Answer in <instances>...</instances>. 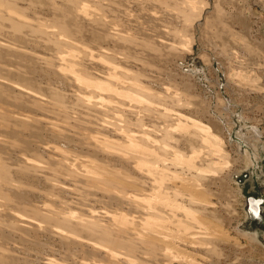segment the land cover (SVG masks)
<instances>
[{
	"label": "rangeland",
	"instance_id": "rangeland-1",
	"mask_svg": "<svg viewBox=\"0 0 264 264\" xmlns=\"http://www.w3.org/2000/svg\"><path fill=\"white\" fill-rule=\"evenodd\" d=\"M64 1L14 0L12 6H15L8 10L12 14L16 8L17 14L21 12L35 25L39 21L38 26L45 31L57 33L54 39L40 34L30 36L26 29L23 33H12L7 21L6 25L0 23V67H3L0 91L11 94V98L0 94V166L9 171L6 179L13 184L5 187L0 180L5 191L0 195V256L4 255L2 250H8L6 264H111L108 250L117 256L116 264H131L126 260L134 264H264V0H195L193 5L189 4L190 9L186 8L183 20L173 18L165 9L153 8L147 0H74L79 10L74 6L77 11L72 9L75 12L68 13V20L72 29L77 30L67 37L60 33L59 27L53 26L56 14L50 6L55 4L60 8ZM205 2L210 5L205 16L198 19L195 11ZM2 8L6 7H1L0 12ZM85 8L87 16L82 11ZM14 13L12 17H18ZM82 16L86 18L83 20ZM107 22L117 26H108ZM168 29H178L185 36L181 38L184 33H180V39L173 37ZM230 30L237 35L232 37ZM118 31L122 37H132L125 42L126 38H121ZM113 33L121 41L114 39ZM154 42L162 50H157ZM147 44L153 45L145 47ZM214 44H219V48H214ZM78 48L83 50L79 53ZM221 48L229 50L232 58L224 55ZM244 48L247 54L242 51ZM70 61L96 81V88H86L74 74L62 72V67L70 65ZM112 74L123 75L125 78H117L126 85L133 83L134 75L141 74L140 85L146 89L131 92L126 86L123 92L130 91L134 101L110 96L104 90L112 83L111 78L115 79L110 77ZM115 81L110 86L120 91L122 85L119 88ZM22 94L30 95L24 98ZM147 105L148 112L143 110ZM2 111L9 113L10 122L3 120ZM144 115L156 117L161 122L155 124L158 129L169 130L175 140L185 133L193 134L196 129L195 149L180 148L184 158L188 157L182 162L177 160L181 165L176 164L177 158L173 159L177 145L171 143L163 148L160 140L148 142L149 146L153 144L152 149L157 146L156 151L164 158L159 157L166 160L164 163L159 158L154 160L159 161L155 165L161 173H168L169 179L166 177L165 181L170 185L166 196L155 189L154 181H149L130 158L135 152L131 155H128L131 151L127 152L129 134L138 139L150 133L149 137L155 139L161 133L159 130L156 133L154 124L142 118ZM138 120L145 125L135 128ZM193 135L196 136L195 132ZM139 139L138 147H134L137 151L146 148ZM125 141L127 148H122ZM117 142L121 145H116ZM188 160L198 168L190 170ZM94 168L98 177L108 178L105 179L108 182L100 179V183L96 176L90 179L86 173L93 174ZM205 171L211 172L209 177L213 179L209 182L203 181L211 179ZM169 173L180 179L169 177ZM10 196L13 199L7 198ZM251 198L260 200L261 215L251 211ZM25 207L26 211L21 210ZM202 207L206 210H201ZM28 209L41 213L52 209L68 217L97 219L106 227L114 226L113 215L135 220L137 226L154 217L161 228L157 232L143 228V236L148 237L144 238L149 243L141 246L138 263L135 250L132 253L130 248H103L96 238L74 234L62 227L63 231ZM56 229L67 237L61 238ZM126 232L123 236L129 238L124 235ZM69 234H74L73 240ZM251 236L256 237L255 242L249 239Z\"/></svg>",
	"mask_w": 264,
	"mask_h": 264
},
{
	"label": "bare ground",
	"instance_id": "bare-ground-1",
	"mask_svg": "<svg viewBox=\"0 0 264 264\" xmlns=\"http://www.w3.org/2000/svg\"><path fill=\"white\" fill-rule=\"evenodd\" d=\"M13 1L14 0H0V5H3V6H5L6 8H2V11L0 12V23L2 24V22H6L7 21V24H10V28H11V30H12V33H14V32H22L23 33V31H24V29H26V30H28L27 32H31V33H27V34H29L30 36L32 35V36H39V34L40 35H45V36H47V37H49L50 39H54V37H56V34H53V33H49L51 30H48V31H45L42 27H40V26H38L39 25V21H37L38 22V25H37V23H36V25H35V23L33 24L31 21H28L27 20V17L25 18L24 16H23V14L20 12V14L21 15H19V14H17L15 11H16V8H14L12 11H14L13 13L14 14H16L18 17H16V15H15V17L16 18H14V17H12V16H14V15H12L11 13L9 14L8 12H10V11H8V10H11L12 8L11 7H14V6H12L13 5ZM33 1V0H32ZM35 1V0H34ZM77 1V0H76ZM129 1V0H128ZM148 1H150L149 3H152L153 4V8H162V10L163 9H165V11L166 12H171V14H173L172 15V17L174 18H176L177 20H179V19H181L182 18V20H183V16H184V14H185V10H186V8H188V9H190V7H191V5H193V4H191V3H194V1L195 0H147V3H148ZM209 1V0H208ZM16 2H18V1H16ZM43 2V1H42ZM65 2V5L64 6H61L60 8L59 7H57V5L55 6V4H53V5H50L51 7H52V10L54 11L53 13H55L56 14V17H55V15L53 16V19H54V23L55 24H53V26L55 25V26H57V27H59V29H60V33L63 35V36H66L67 37V34H71V33H73V32H75V30H77V29H72L73 27H71V22L69 23V21L70 20H68L69 18H68V13L70 14L71 12L74 14V10L72 11V9H75V8H77V4H75L74 5V0H65L64 1ZM141 2V1H140ZM15 3V2H14ZM120 3V2H119ZM123 3V2H122ZM125 3V2H124ZM132 4V3H131ZM138 4V3H137ZM189 4H191V5H189ZM135 5V4H134ZM210 4L208 3V2H205L204 3V5H202L201 6V8L199 7V9L197 8V7H195L196 9H198V11L194 8V10H196L195 12L199 15V18L198 19H200L201 17L203 18L204 16H205V12H206V10L208 9V6H209ZM3 6H0V8L1 7H3ZM74 6H75V8H74ZM111 6V5H110ZM149 6V5H148ZM101 7V5L99 6V8ZM146 7V6H145ZM150 7V6H149ZM97 8V7H96ZM95 8V9H96ZM78 9V8H77ZM77 9H75L76 11H77ZM103 8L101 7V10H102ZM18 10V9H17ZM79 10V9H78ZM86 8L84 9V10H82L83 11V14H85L86 15ZM105 10V9H104ZM194 10H193V13L192 14H195L194 13ZM11 11V12H12ZM88 11V10H87ZM189 11V10H188ZM187 11V12H188ZM94 12V11H93ZM119 12H121L122 13V11H119ZM104 13V12H103ZM168 13V14H169ZM130 14V13H129ZM155 14V13H154ZM161 14V13H160ZM166 14V13H165ZM27 15V14H26ZM80 14L78 13V16H79ZM82 15V14H81ZM102 15V14H101ZM100 15V16H101ZM104 15L105 14H103V19H104ZM126 15V14H125ZM22 17V18H25V19H22V18H19V17ZM28 16V15H27ZM84 16V15H83ZM83 16H82V19L84 20L85 18H86V16H85V18H83ZM119 16V15H118ZM126 16H128L129 17V15H126ZM131 16V15H130ZM148 16H149V14H148ZM155 16V15H154ZM157 16V15H156ZM167 16V15H166ZM222 16H223V14H222ZM110 17V16H109ZM112 17V16H111ZM116 17H117V15H116ZM127 17V18H128ZM168 17V16H167ZM224 17H226V16H224ZM79 19H80V16L78 17ZM77 18V19H78ZM89 18H90V16H89ZM88 18V20H90ZM92 18V17H91ZM99 18V17H98ZM101 18V17H100ZM99 18V19H100ZM125 18V17H124ZM187 18V17H186ZM192 20H193V18L192 17H190ZM223 18V17H222ZM232 18V17H231ZM20 19H22V21L20 20ZM115 19V18H114ZM164 19V18H163ZM165 19H167V18H165ZM190 19V20H191ZM238 19V18H237ZM42 20V19H41ZM83 20H80V21H83ZM87 20V19H86ZM92 20V19H91ZM113 20V19H112ZM168 20H169V18H168ZM191 20V21H192ZM2 21V22H1ZM93 21L95 22V20L93 19ZM151 21V20H150ZM172 21H174V19L172 20ZM181 21V20H180ZM53 22V21H52ZM86 22V21H85ZM90 22V21H89ZM88 22V23H89ZM104 22H106V21H104ZM118 22V21H117ZM126 22V21H125ZM143 22V21H142ZM162 22V21H161ZM170 22V21H169ZM177 22V21H176ZM175 22V23H176ZM197 22V21H196ZM108 23V26H109V24H112V23H109V22H107ZM107 23H104V24H106L107 25ZM116 23V22H115ZM133 23V22H132ZM151 23V22H150ZM181 23V22H180ZM188 23V22H187ZM186 23V24H187ZM237 23V22H236ZM0 24V25H1ZM103 24V23H102ZM161 24V23H160ZM167 24H169V23H167ZM182 24V23H181ZM186 24H185V26H186ZM4 25V24H3ZM5 25H6V23H5ZM40 25H42V24H40ZM105 25V26H106ZM112 25H116V24H112ZM45 26V25H44ZM54 26V27H55ZM104 26V27H105ZM117 26V25H116ZM118 26H120V25H118ZM153 26V25H152ZM156 26V25H155ZM184 26V27H185ZM188 26V25H187ZM186 26V27H187ZM209 26V25H208ZM88 27V26H87ZM113 27V26H112ZM231 27V26H230ZM233 28H234V26H232ZM231 27V28H232ZM50 28V27H49ZM154 28V27H153ZM172 28V27H171ZM205 28V27H204ZM208 28V27H207ZM52 29H53V27H52ZM112 29V28H111ZM155 29V28H154ZM190 29V28H189ZM193 29V28H192ZM195 29V28H194ZM46 30H47V28H46ZM56 30V29H55ZM114 30H116L115 28H114ZM119 30V29H118ZM218 30V29H217ZM227 30V29H226ZM117 31V30H116ZM121 31V30H120ZM123 31V30H122ZM132 31V30H131ZM177 31H178V29H177ZM176 30H171V29H168V34H170L171 36H173V37H176V38H178V39H180V33H182V32H177ZM180 31V30H179ZM186 31V30H185ZM193 31V30H192ZM228 31V30H227ZM231 32H232V30H230ZM251 31V30H250ZM7 32H9V31H7ZM25 32V31H24ZM48 32V33H47ZM53 32H54V30H53ZM56 32H58L57 30H56ZM115 32V31H114ZM119 32V31H118ZM118 32H116V33H118ZM190 32V31H189ZM220 32V31H219ZM223 32V31H222ZM225 32V31H224ZM21 33V34H22ZM59 33V34H60ZM93 33H94V31H93ZM116 33H113L112 35L113 36H115V34ZM146 33V32H145ZM184 33V32H183ZM182 33V34H183ZM193 33V32H192ZM213 33V32H212ZM233 33V36L232 37H234V35H237V34H234V31L232 32ZM237 33V32H236ZM119 35H120V37L121 38H126L125 39V42L127 41V39H129L130 37H132V36H125L124 34H122V35H124L125 37H122L121 36V32H119L118 33ZM118 34H116V36L115 37H117V38H115L114 37V39H116V40H120V37H118L119 35ZM190 34V33H189ZM1 35V34H0ZM13 35V34H12ZM17 34L15 33V36H16ZM104 35V34H103ZM118 35V36H117ZM179 35V36H178ZM220 35V34H219ZM14 36V35H13ZM164 36V35H163ZM183 36H185V33L181 36V38L183 37ZM252 36V35H251ZM146 37V36H145ZM158 37V36H157ZM218 37V36H217ZM229 37H231V36H229ZM238 37V36H237ZM236 37V38H237ZM119 38V39H118ZM149 38V37H148ZM151 38H153V37H151ZM209 38V37H208ZM235 38V39H236ZM154 39V38H153ZM156 39V38H155ZM193 39H194V42H196L197 40H196V38L195 37H193ZM123 40V39H122ZM130 40V39H129ZM137 40L138 39H136V42H137ZM147 40V39H146ZM149 40H150V38H149ZM163 40V39H162ZM171 40V39H170ZM175 40V39H174ZM173 40V41H174ZM233 40H234V38H233ZM13 41V40H12ZM96 41V40H95ZM112 41H113V38H112ZM121 41V40H120ZM133 41V40H132ZM148 41V40H147ZM154 41V40H153ZM156 41V40H155ZM212 41V40H211ZM140 42H142V41H140ZM146 42V41H145ZM151 42V41H150ZM149 42V43H150ZM158 42H163V41H158ZM215 42V41H214ZM65 43V42H64ZM135 43V42H134ZM138 43V42H137ZM152 43V42H151ZM150 43V44H151ZM60 44V43H59ZM142 44L144 45V41L142 42ZM166 44V43H165ZM161 45V47L163 48V47H165L166 48V45ZM213 44V43H212ZM251 44V43H250ZM249 44V45H250ZM262 44L264 45V39H263V42H262ZM148 45L149 44H147V46L145 45V47H148ZM153 45V44H152ZM151 45V46H152ZM160 45V44H159ZM242 45V44H241ZM252 45V44H251ZM62 46V45H61ZM65 46V45H64ZM150 46V45H149ZM150 46V47H151ZM154 47H156V49L157 50H159L160 49V46L158 47V43L157 42H154V45H153ZM219 44L217 45H215L214 44V48H219ZM242 46H244V45H242ZM241 46V48H243ZM14 47V46H13ZM58 47V46H57ZM226 47V46H225ZM252 47V46H251ZM1 48V47H0ZM4 48V47H3ZM12 48V47H11ZM60 48V47H59ZM84 48V47H83ZM97 48V47H96ZM168 48H170V46L168 45ZM217 48V49H218ZM228 48V47H227ZM240 48V47H239ZM239 48H237V49H239ZM2 49V48H1ZM63 49V48H62ZM79 49V53H80V51L81 50H83V49H81L80 50V48H78ZM150 49V48H149ZM222 50H223V54L224 55H226L227 57H230L231 56V52L229 51V50H227L226 48H221ZM247 49V48H246ZM246 49L244 48V50H242L244 53H248L247 51H246ZM3 50H5L6 51V49H3ZM11 52L14 50H12V49H9ZM148 50V49H147ZM156 50V51H157ZM160 50H162V49H160ZM85 51H86V49H85ZM155 50H153V52H154ZM147 52V51H146ZM236 52V51H235ZM242 52V53H243ZM4 53V52H3ZM8 53H10V52H8ZM75 53V52H74ZM82 53V52H81ZM134 53V52H133ZM157 53V52H156ZM226 53V54H225ZM251 53V52H250ZM222 54V53H221ZM233 54H234V52H233ZM238 54V53H237ZM240 54V53H239ZM254 54V53H253ZM256 54V53H255ZM10 55V54H9ZM15 55V54H14ZM66 55V54H65ZM93 55V54H92ZM142 55V54H141ZM60 57H61V55H60ZM76 57V56H75ZM168 57V56H167ZM238 57V56H237ZM54 58V57H53ZM230 58H232V57H230ZM78 59H80L79 57H78ZM229 59V58H228ZM3 60H5L6 61V59H3ZM239 60V59H238ZM232 61V60H231ZM71 62V61H70ZM6 63V62H5ZM8 63V62H7ZM239 63V62H238ZM76 64V63H75ZM73 62H71L70 63V65H66L65 64V67H62V72H64L65 74H67V73H71V74H74L75 76H76V78H77V81L79 82V83H81L83 86H85L86 88H91V87H95L96 88V81H94L93 80V78H91V77H89L86 73H83V71L81 70V69H77L76 68V65H75ZM143 64V63H142ZM2 67V66H1ZM0 67V68H1ZM241 67V66H240ZM56 68V67H55ZM130 68V67H129ZM2 69H3V67H2ZM146 69V68H145ZM121 74H123V73H121ZM134 74V73H133ZM248 74V73H247ZM117 75V74H116ZM124 75V74H123ZM123 75H121L120 76V74L119 75H117L116 77H115V74H112V76H110V77H115V79L117 80V83H118V87L120 88V86H121V88L122 89H120V91H118L117 90V88H116V86H110V85H115V83H113V80L115 81V79H112L111 78V80H112V83L109 85V84H107V88L104 90L105 92H107L108 94H110V96H115V98H118V99H120V98H123V99H125V98H129V99H131V100H135V98H133L132 96H134L132 93H130V91L132 90H134V91H136V90H145L140 84H141V74H138L139 76H135L134 75V77H133V83L132 84H127L126 85V83L124 82V81H122L121 80V78L118 80V78L117 77H122V78H125V77H123ZM141 75V76H140ZM129 76V75H128ZM246 76V75H245ZM87 77H89V78H87ZM230 77V76H229ZM68 78H70V77H68ZM74 78V77H73ZM129 78V77H128ZM62 79V78H61ZM130 79V80H131ZM110 80V81H111ZM116 82V81H115ZM128 82V81H127ZM105 83H106V81H105ZM105 83H103V85L105 84ZM108 83V82H107ZM117 83H116V85H117ZM230 83V82H229ZM102 85V84H101ZM143 85V84H142ZM190 85V84H189ZM127 86V88H129L128 90H130L129 92H123L124 90L126 91V89H124L125 87ZM94 88V89H95ZM143 88V89H142ZM2 89V88H1ZM22 89V88H21ZM29 89V88H28ZM93 88H92V90H94ZM124 89V90H123ZM122 90V91H121ZM131 91V92H132ZM25 92V91H24ZM138 92V91H137ZM143 92V91H142ZM146 92H150V91H146ZM9 93V92H8ZM7 93V91L5 92V91H0V94H2L1 96H4V97H9V98H11V94L9 95ZM26 93V92H25ZM104 93V92H103ZM141 93V92H140ZM150 93H152V92H150ZM132 94V95H131ZM154 94V93H153ZM28 95H30V94H28ZM28 95H24L25 97H27ZM22 96H23V94H22ZM23 96V97H24ZM57 96V95H56ZM129 96H131L132 98H130ZM140 96V95H139ZM152 96V95H151ZM155 96V95H154ZM3 97V98H4ZM6 97V98H7ZM24 97V98H25ZM59 97V96H58ZM120 97V98H119ZM142 97V96H141ZM146 97V96H145ZM38 98H39V96H38ZM41 98V97H40ZM60 98V97H59ZM167 98V97H166ZM140 99V98H139ZM142 99V98H141ZM130 100V102H133V101H131ZM118 101V100H117ZM138 101V100H137ZM166 101V100H165ZM40 102V101H39ZM140 102H141V100H140ZM114 103V102H113ZM119 103V101L118 102H116L115 104L117 105ZM134 103V102H133ZM145 103V102H144ZM43 104V103H42ZM131 104V103H130ZM135 104V103H134ZM137 104V103H136ZM143 104V103H142ZM40 105H41V103H40ZM145 105H146V103H145ZM2 106V105H1ZM135 106V105H134ZM133 106V107H134ZM148 106V105H147ZM146 106V108H143V110H145V111H150V109H147V108H149V106L147 107ZM2 107H4V106H2ZM7 107V106H6ZM40 107H43V106H40ZM158 107V106H157ZM9 108V107H8ZM130 108H131V106H130ZM135 108H138V107H135ZM153 108V107H152ZM91 109V108H90ZM109 109V108H108ZM2 110H4V109H2ZM56 110H57V108H56ZM112 110V109H111ZM114 111H115V108H114ZM136 112H138V110H135ZM140 111V110H139ZM182 111V110H181ZM8 112H10V110H8ZM56 112V111H55ZM94 112V111H93ZM130 112H134V110H130ZM129 113V112H128ZM139 113V112H138ZM143 113V112H142ZM141 113V114H142ZM145 113V112H144ZM2 114H3V116H5L4 118H3V120L5 121V122H8L10 119H8L9 118V113H6L5 111L3 112L2 111ZM92 114V113H91ZM138 115H140V113L138 114ZM146 115H144V116H142V118H146V120L147 119H150L151 120V122L150 123H153L154 124V127H155V131H156V133H158V132H161L160 134H157V137H155V139H152L151 138V135H150V137H149V134H148V136H147V134H145V135H141V134H143V133H141L140 135L141 136H139V138L140 139H142V142H141V146H144V147H146V148H144L143 150H140V151H137V149L136 150H134V147L135 148H137L138 146H137V143L139 142L138 141V139H136V137L137 136H134V135H131V134H129L130 136H128L127 138H129V145H128V142L126 143V141H125V143L123 144L122 143V145H123V147L122 148H124V147H126L127 148V146H125V144L126 145H128V150H127V152L128 151H131V153H128V155L130 154H132V153H134L135 152V154L132 156H130V158H132L133 160H135V163L137 164V167L139 168V170L141 171V172H143L148 178H149V181L150 180H153L154 181V186H155V189H158V191L163 195V196H166L167 194H168V188H169V185L170 184H167V182L165 181V180H167V179H169L168 178V173H164V172H160L157 168H160V167H157V165H155L157 162V164H159V161H155L154 162V160H158V158L161 160L162 158H160V157H163V156H161V155H159V152H157L156 150H158V147L156 146V147H154L155 149H152V146H153V144L151 145V146H149L150 144L148 143V142H153V140H154V143L156 142V141H158V140H160L161 141V144H163V148L165 147V146H167V145H169V144H171V143H173V145H177V147H178V149L176 150H174L173 152H174V154H173V157H175V158H173V159H176L175 161H177V160H179V161H181L182 162V159L184 158V156L183 155H185V154H183L182 152H181V150H180V148L182 147V149L183 148H185V147H190V148H192V149H195L194 147H193V143L196 141V137H197V133H196V129H193V130H195L194 132H195V134H196V136L195 135H193L194 134V132H193V134H191L192 133V131H191V133H185V135H183V136H181V137H179V138H177V140H175L174 139V137H172L171 136V133L169 132V130H167L166 131V129H163V128H161V130H159L158 128H159V126L158 125H160V123L161 122H159L158 123V120H156V117H145ZM12 117V116H11ZM10 117V118H11ZM169 117V116H168ZM158 119H160V118H158ZM173 119V118H172ZM141 120H143V119H141ZM145 120V119H144ZM145 120V121H146ZM171 120V119H170ZM87 121V120H86ZM173 121V120H172ZM187 121V120H186ZM10 122V121H9ZM48 122V121H47ZM142 121H140V120H138V122L136 123V125H135V128H136V126L137 127H140L141 126V124H144V123H141ZM10 124V123H9ZM155 124H158V125H155ZM173 124V123H172ZM193 124V123H192ZM25 125V123L23 124V126ZM145 125V124H144ZM162 125V124H161ZM166 125V124H165ZM179 125H181L180 123H179ZM194 125V124H193ZM158 126V127H157ZM148 127V126H147ZM162 127V126H161ZM173 127V126H172ZM178 127H180V126H178ZM11 128V127H10ZM57 128V127H56ZM200 128V127H199ZM141 129V128H140ZM173 129V128H172ZM188 129V128H187ZM43 130V129H42ZM54 130H57V129H54ZM157 130H159L158 132H157ZM174 130V129H173ZM175 130H177V129H175ZM191 130V129H190ZM200 130H203V128L201 127V129ZM199 130V131H200ZM58 131V130H57ZM117 131L119 132V130L117 129ZM153 131V130H152ZM172 131V130H171ZM188 131V130H187ZM199 131H197L198 133H199ZM92 132V131H91ZM140 132H142L141 130H140ZM140 132H138V133H140ZM177 132V131H176ZM190 132V131H189ZM201 132H204V131H200V133ZM121 133V132H120ZM153 133V132H152ZM38 134V133H37ZM122 134V133H121ZM156 135V134H155ZM202 135V134H201ZM56 136V135H55ZM205 137V136H204ZM125 138V137H124ZM134 138V139H133ZM149 138H151V139H149ZM209 138V137H208ZM207 138V140L206 141H208L209 139ZM139 139V140H140ZM63 140V139H62ZM151 140V141H150ZM156 140V141H155ZM27 141V140H26ZM118 141V140H117ZM141 141V140H140ZM174 141V142H173ZM206 141H204V142H206ZM114 142V141H113ZM112 142V143H113ZM203 142V143H204ZM212 142H213V140H212ZM69 143V142H68ZM98 143H100V142H98ZM107 143V142H106ZM109 143V142H108ZM210 143V146L214 143H211V141L209 142ZM118 144H120L121 145V143L119 142H117V144L116 145H118ZM140 144V143H139ZM138 144V145H139ZM159 144V143H158ZM204 144H206V143H204ZM111 145V144H110ZM115 145V144H114ZM172 145V144H171ZM106 146H107V144H106ZM113 146V145H112ZM204 146V145H203ZM207 146V145H206ZM105 147V146H104ZM111 147V146H110ZM161 147V146H160ZM159 147V148H160ZM106 148V147H105ZM113 148V147H112ZM118 148V147H117ZM120 148V147H119ZM114 149H116V146L114 147ZM133 149V150H132ZM118 150V149H117ZM163 150H165V149H163ZM184 150V149H183ZM187 150H188V148H187ZM190 150V149H189ZM122 151H124V149L122 150ZM1 152V151H0ZM116 152V151H115ZM114 152V153H115ZM167 152V151H166ZM192 152V151H191ZM124 153V152H123ZM122 153V155H121V153H120V155L121 156H123V155H125V154H123ZM126 153V152H125ZM165 154V153H164ZM169 155V154H168ZM99 156V155H98ZM160 156V157H159ZM123 157H125V156H123ZM126 157H127V155H126ZM167 157V156H166ZM195 157H196V155H195ZM199 157V156H198ZM164 158V157H163ZM186 158H188V157H185L184 159H186ZM190 158V157H189ZM192 158V157H191ZM114 159V158H113ZM131 159V160H132ZM70 160V159H69ZM78 160H80V159H78ZM202 160V159H201ZM73 161V160H72ZM92 161V160H91ZM162 161H163V159H162ZM186 161V160H185ZM191 160H188V162H190ZM244 161L246 162V164H248V159L247 158H244ZM92 162H94V161H92ZM128 162V161H127ZM164 162H166V160H164L163 161V163ZM187 162V161H186ZM202 162H204V160H202ZM85 163V162H84ZM89 163V162H88ZM132 163V162H131ZM161 163V162H160ZM183 163H184V161H183ZM205 163H207V161H205L204 162V164ZM2 164V163H1ZM90 164V163H89ZM130 164V163H129ZM176 164H180L181 165V163L180 162H176ZM212 163L211 162H209V166H207L208 168H210ZM142 165H144V167L142 166ZM187 165H188V168L191 170V169H197L198 167L194 164V162H192V164H191V162L190 163H187ZM193 165L195 166V167H193ZM207 165H208V163H207ZM21 166V165H20ZM20 166L18 165V167L20 168ZM59 166V165H58ZM84 166V165H83ZM89 166V165H88ZM183 166V165H182ZM219 166H221V165H219ZM87 167V166H86ZM92 167V166H91ZM162 167V166H161ZM187 167V166H186ZM203 167V166H202ZM218 167V166H217ZM8 168V167H7ZM6 168V169H7ZM22 168H23V166H22ZM4 169V167L3 166H0V180H2L3 182H1V184H4L5 185V187L6 186H12L13 184H12V182H10V181H8L7 179H6V177L8 178V176H9V171H7V170H3ZM94 169H96L95 171H94V173L92 174V173H86V174H90V179L91 178H94L95 176H96V179L98 180V181H100V183L102 182L101 180H103V181H106V182H108V180H105V179H108V178H102L101 176L100 177H98V175H97V173H98V171H97V168H94ZM203 168H199V170H202ZM204 169H206V167L204 168ZM203 169V170H204ZM215 170H216V168H214ZM219 169V168H218ZM217 169V170H218ZM91 170V169H90ZM89 170V171H90ZM207 170V169H206ZM211 170H213V169H211ZM92 171V170H91ZM90 171V172H91ZM203 172V171H202ZM83 173V172H82ZM200 173V172H199ZM207 173V171H205V174ZM210 171H209V173H207L208 174V177H209V175H210ZM169 175H170V173H169ZM172 175V174H171ZM171 175L169 176V177H171ZM177 175V174H176ZM172 176H174V179L175 180H178V179H180V178H178L177 176V178H175V175H172ZM88 177V178H89ZM109 177V176H108ZM145 177V176H144ZM166 177H167V179H166ZM212 176H210L209 178H211ZM11 178V177H10ZM172 178V177H171ZM171 178H170V180H171ZM101 179V180H100ZM213 178H211V179H207V178H205L203 181H206V182H209V181H211ZM11 180V179H10ZM81 180V179H80ZM111 180V179H110ZM169 180V181H170ZM173 180V179H172ZM174 180V181H175ZM115 181V180H114ZM113 181V182H114ZM147 181H148V179H147ZM17 182V181H16ZM93 182V181H92ZM105 184V183H104ZM211 184V183H210ZM15 185V184H14ZM17 185V184H16ZM21 185V184H20ZM8 186V187H9ZM2 185H0V195L1 194H5V191L3 192V190H2ZM97 187H99V186H97ZM107 189V188H106ZM7 190V189H6ZM108 190V189H107ZM147 190V189H146ZM199 190V189H198ZM166 193H165V192ZM191 193V192H190ZM196 193V192H195ZM7 194V193H6ZM85 194V193H84ZM197 194V193H196ZM8 195V194H7ZM152 195V194H151ZM192 195H193V193H192ZM198 195H200V194H198ZM150 196V195H149ZM148 196V197H149ZM203 196V195H202ZM11 197V196H10ZM10 197H7V198H9V200H11V199H13L12 197L10 198ZM151 197V196H150ZM194 197V196H193ZM5 198V197H4ZM199 198V197H198ZM16 199V198H15ZM149 199V198H148ZM153 199H154V197H153ZM152 199V200H153ZM116 200V199H115ZM151 200V201H152ZM200 200H201V197H200ZM144 201V200H143ZM145 201H148V200H146L145 199ZM158 201V200H157ZM191 201V200H190ZM196 201V200H195ZM194 201V199H193V202H195ZM12 202V201H11ZM124 202V201H123ZM14 203V202H13ZM12 203V205L14 206V204ZM202 203H204V202H202ZM11 204V203H10ZM148 204V203H147ZM260 204H261V202H260V200H257V199H255V198H251L250 199V205H251V211L255 214V215H257V216H259V215H261L260 214V210H261V206H260ZM146 205V204H145ZM202 205H204V204H201V206ZM214 206V205H213ZM10 207V206H9ZM15 207V206H14ZM13 207V208H14ZM113 207V206H112ZM137 207H138V205H137ZM142 207V206H141ZM150 204L148 205V207H147V209L148 210H150ZM32 208V207H31ZM139 209H143V208H140V206L138 207ZM152 208V207H151ZM155 208V207H154ZM165 208H166V206H165ZM18 209V208H17ZM26 209H27V207H25V208H22L21 210H25L26 211ZM146 209V208H145ZM201 209V208H200ZM213 209V208H212ZM201 210H206L205 209V207L203 208L202 207V209ZM28 211L29 212H31L34 216H38V215H40V216H42L43 218L42 219H44V220H48L50 223H52V224H54L55 226H57V227H64L65 229H69L72 233L74 232V234L75 233H78V235L79 234H82V235H86V236H89V237H93V238H96V240L98 241H100V243L99 244H103V248H109V246H113V247H121V248H125V250H128L129 248L132 250L131 252L133 253V250H135V254H136V256L138 257L137 258V260H138V263H139V260L141 259L140 257H141V255H142V250H141V246L143 245V244H145V243H149V241H146V239L145 238H148V237H145V236H143V234L145 233V231H144V227H146V229L147 230H150L151 232L152 231H154V232H157V231H159V229L161 228L160 226L161 225H158V224H160V222L158 223V222H155V219H154V217H150V219H148L146 222H145V224L143 225V223L141 224V226H137V223H135V220H129V218L128 219H126V216H125V218L123 217V216H119V215H113V219L112 220H114V226L113 227H111V226H108V227H106V226H103V225H101V223L100 222H98V220L96 219V221L95 220H83V219H80V218H77V217H68V216H66V215H64V214H57V212L56 211H54V212H56V214L52 211V209H48L46 212H43V213H41L39 210H34V209H28ZM15 212V211H14ZM21 212V211H20ZM189 212V211H188ZM19 214V213H18ZM77 214V213H76ZM118 214V213H117ZM253 214V215H254ZM20 215V214H19ZM183 215V214H182ZM188 215V214H187ZM192 215V214H191ZM191 215H189V216H191ZM13 217V216H12ZM18 217V216H17ZM192 217V216H191ZM190 217V218H191ZM188 218V217H187ZM195 218V217H194ZM200 220V219H199ZM100 221V220H99ZM190 221V220H189ZM194 221H197L198 223H199V221L195 218V220ZM44 222H46V221H44ZM24 223V222H23ZM112 223V222H111ZM156 223H158V224H156ZM192 223V222H191ZM194 223V222H193ZM197 223V224H198ZM178 224V223H177ZM201 224H204V223H201ZM190 225V224H189ZM194 225H195V223H194ZM204 225H206V224H204ZM143 226V227H142ZM176 226V225H175ZM188 226V225H187ZM196 227H197V225H195ZM203 226V225H202ZM32 227V226H31ZM195 227V228H196ZM205 227V226H204ZM30 228V227H29ZM35 228V227H34ZM149 228V229H148ZM179 228H184L183 226L182 227H179ZM189 228V227H188ZM191 228V227H190ZM194 228V229H195ZM208 228V227H207ZM198 229V228H197ZM204 229V228H203ZM62 230H63V228H62ZM199 230V229H198ZM34 231V230H33ZM55 231V230H54ZM64 231V230H63ZM124 231H127L124 235H127V236H130L129 238H126V237H124L123 236V232ZM134 231V232H133ZM186 231V230H185ZM57 234H60L59 236L61 237V238H63L64 236H66L64 233L65 232H57V229H56V231H55ZM129 232H130V234H129ZM204 232H206V231H204ZM191 233V232H190ZM195 233V232H194ZM74 234H69L71 237H72V240H73V236H74ZM193 234V233H192ZM203 234H206V233H203ZM62 235H63V237H62ZM73 235V236H72ZM194 235V234H193ZM198 236H199V234H197ZM197 235H195V236H197ZM212 235V234H211ZM77 236V235H76ZM75 236V237H76ZM194 236V237H195ZM207 236L208 235H206L205 236V238H207ZM67 237V236H66ZM133 237V238H132ZM145 237V238H144ZM213 237V236H212ZM249 237V236H248ZM181 238V237H180ZM179 238V239H180ZM199 238V237H198ZM255 238L256 237H254V238H252V236H251V238H249V239H252V241H254L255 242ZM67 239V238H66ZM70 239V238H69ZM74 239H76L77 240V238H74ZM81 239V238H80ZM152 239V238H151ZM156 239V238H155ZM155 239H152V240H155ZM195 239V238H194ZM209 239V238H208ZM210 239H211V237H210ZM64 240V239H63ZM68 240V239H67ZM83 240V239H82ZM157 240V239H156ZM168 240V239H167ZM182 240V239H181ZM212 240V239H211ZM19 241V240H18ZM71 241V240H70ZM157 241H159V239L157 240ZM172 241V240H171ZM203 241V240H202ZM209 241L210 240H208V243H209ZM2 242V241H1ZM77 242H80V241H76V242H74V243H77ZM102 242V243H101ZM160 242V241H159ZM198 242V241H197ZM213 242H215V241H213ZM82 243V242H81ZM147 243V244H148ZM158 243V242H157ZM164 243V242H163ZM166 243H167V241H166ZM108 244V245H107ZM132 246H130V245ZM158 244H160V246H162V244L161 243H158ZM167 244H169V243H167ZM167 244L165 245V246H167ZM197 244V243H196ZM211 244V243H210ZM107 245V246H106ZM150 245H152V243H150ZM154 245V244H153ZM209 246V245H208ZM207 246V247H208ZM99 247V246H98ZM151 247V246H150ZM153 247V246H152ZM158 247V246H157ZM36 248V247H35ZM87 248V247H86ZM93 248V247H92ZM150 250V249H149ZM157 250V249H156ZM181 250V249H180ZM109 251V259L111 260V264H116V262H117V256L116 255H114V253H113V251L112 250H108ZM173 251V250H172ZM8 253V250L6 251V250H2V253L4 254V255H1L0 256V262L2 263V264H6L7 263V260H8V256H7V254H5V253ZM104 252V251H103ZM119 252V251H118ZM54 253V252H53ZM177 253V252H176ZM188 253V252H187ZM183 254V253H182ZM144 255V254H143ZM168 255V254H167ZM188 255V254H187ZM96 256V255H95ZM145 256V255H144ZM157 259V258H156ZM126 262L127 263H133L134 264V262H131V261H129V260H126ZM153 262V261H152ZM0 263V264H1ZM122 263V262H121ZM118 264V263H117ZM136 264V263H135ZM139 264H145L144 262H141V263H139ZM192 264V263H191ZM247 264H262V263H247Z\"/></svg>",
	"mask_w": 264,
	"mask_h": 264
}]
</instances>
